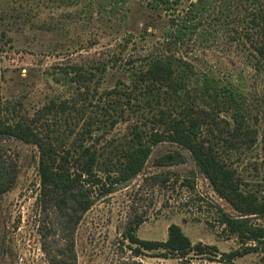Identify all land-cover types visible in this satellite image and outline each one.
Masks as SVG:
<instances>
[{"label": "rangeland", "instance_id": "rangeland-1", "mask_svg": "<svg viewBox=\"0 0 264 264\" xmlns=\"http://www.w3.org/2000/svg\"><path fill=\"white\" fill-rule=\"evenodd\" d=\"M170 5L0 0V127L26 123L60 155L69 149L75 156L84 145L112 165L124 161L136 133L151 145L152 135H166L171 122L185 125L193 114L215 162L264 200V0ZM171 19L188 21L194 33L167 36ZM205 76L238 91L244 106L202 95ZM38 165L35 145L0 137V166L16 177L0 196V264H222L136 253L123 233L139 219L142 240L166 241L177 224L193 244L223 253L240 246L219 211L241 214L176 143L154 145L138 176L97 189L93 207L73 222V211L39 199ZM248 218L264 226V217ZM235 264H261V255Z\"/></svg>", "mask_w": 264, "mask_h": 264}, {"label": "trees", "instance_id": "trees-1", "mask_svg": "<svg viewBox=\"0 0 264 264\" xmlns=\"http://www.w3.org/2000/svg\"><path fill=\"white\" fill-rule=\"evenodd\" d=\"M199 4H192L191 8H198ZM159 6L165 11L170 10V0H155V7ZM170 24L171 29L167 36L178 41L194 33V26L188 21L178 23L171 19ZM262 53L264 55V51ZM203 82L202 95L208 98L221 95L236 107L244 106L245 99L231 86L220 87L215 79L208 76L204 77ZM197 118L189 114L184 120L185 125L183 122H171L166 135L154 134L150 137L151 145L144 144L141 135L136 133V144H131L124 153V161L112 165L100 161V155L84 145H80V149L74 151L75 156L69 149L65 155H60L56 147L44 141L45 139L26 123L0 127V137L15 138L39 149V199L46 208L73 211L69 215V222L76 221L79 213L84 214L93 207L95 202L93 197L97 189L104 188L108 182L109 188H113L138 176L146 165L154 145L164 141L176 143L192 154L196 165L204 171L217 191L241 214L236 218L222 210L219 211L222 224L231 235L238 238L240 246L238 249L223 253L216 245L201 242L193 244L177 224L169 226L166 241L142 240L136 235L143 223V220L139 219L123 233L131 246H134L133 250L138 254L158 252L163 258L180 260L187 259L190 255L207 257L209 260L219 258L222 264H235L240 258L258 254L261 255V264H264V226L252 224L248 218L264 217V200H260L254 193L243 191L238 181L234 179L233 173L215 162L214 155L203 147L200 139L202 126ZM101 173L103 175H100ZM15 179L12 169L6 170L0 166V196L12 189Z\"/></svg>", "mask_w": 264, "mask_h": 264}]
</instances>
